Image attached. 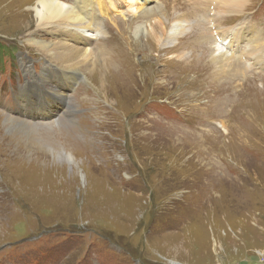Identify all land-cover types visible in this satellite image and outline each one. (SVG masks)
<instances>
[{
    "label": "rangeland",
    "instance_id": "obj_1",
    "mask_svg": "<svg viewBox=\"0 0 264 264\" xmlns=\"http://www.w3.org/2000/svg\"><path fill=\"white\" fill-rule=\"evenodd\" d=\"M34 1L0 0V264H264V0L231 12L225 0L206 11L125 3L103 17L102 61L71 81L67 105L47 104L32 80L56 67L25 41ZM168 11L171 25L191 27L162 48L145 36ZM253 27L259 37L240 41L247 59L213 61L217 34ZM49 85L61 91L53 76Z\"/></svg>",
    "mask_w": 264,
    "mask_h": 264
},
{
    "label": "bare ground",
    "instance_id": "obj_2",
    "mask_svg": "<svg viewBox=\"0 0 264 264\" xmlns=\"http://www.w3.org/2000/svg\"><path fill=\"white\" fill-rule=\"evenodd\" d=\"M151 1L152 0H144V3H148V2L150 3ZM190 1H192V5L199 8L200 11L207 10V8L201 7V6H207V2L205 0H190ZM254 2L255 0H227L225 1L227 10L224 9L222 10L226 12H231L234 10H238L239 6L244 4L246 7L250 8L254 5ZM125 3L127 5L126 9L135 10L134 5L137 4L135 0H35L34 2L31 3V6L27 9L30 22L28 23L26 22L27 24L25 25V29L29 28L28 30L29 32L27 31L28 33L25 41L29 44L31 48L39 49L43 53L47 54L50 57V59L53 61L54 65L56 66L55 68L51 66L42 67L41 73L39 75L32 76L33 78L32 80L35 83L34 86H37L38 92L40 94L45 95L49 99L47 104L51 105L58 102L61 105H67L66 93L67 90L70 87H72L71 81H73L75 78L77 79L78 77H80L83 74L82 71L85 70V68L92 69L93 70L92 73H94V68L96 63H100L102 61L96 59L97 56L95 55V53L97 52L105 53L100 43V39L103 38L106 34H108L105 28H103L101 21L103 20V17L115 16L114 11H116V9L117 10L121 9L122 6L125 5ZM210 8L217 10L220 9V7L219 8L210 7ZM169 13L170 11H168V13H165L166 18L164 19L160 18L159 16L155 18L154 21L156 22L155 23L153 22L152 24L153 28L151 27L152 29H150V31H148V33L145 36V40L147 42L150 41L155 42L157 43L158 46H163L162 48H165V46H167L165 40L169 43H175V41L178 40L179 37L183 36L185 31L189 30L191 26L186 24L184 20L182 24L171 25L175 20V16L169 22V17L171 16ZM157 14H159L157 13V10L153 9L150 12L146 11V13L143 15H141V13L135 15L134 19H129V21H133V20L137 22L145 21L146 18H149L150 16H154V15L156 16ZM168 22L169 25H171L172 29L169 32H165V25H168ZM252 30L255 32V27H253ZM238 31L239 28L229 31H222L220 32V34L216 35L217 40L214 43V54H213L214 62L225 63V60L223 58L227 57L228 60L226 59L227 60L226 66H230L231 64L230 60L233 59L236 55H240L241 59L243 58L247 59V57L245 56L248 54L247 52H249V50L243 49L244 44L240 41L241 39L246 40V38L253 39L256 37V34L259 37V33L257 31L254 34L252 31H250L247 33H243L242 35L239 34ZM58 32L60 33L58 34ZM227 33L230 34L229 39H228V35H226ZM41 34L42 36L51 35L54 38V40L45 39L41 37ZM246 41L250 42L248 39ZM183 54L184 55L176 56V59L182 61V59L187 57V53L185 51L183 52ZM263 58H264V51H263ZM111 60L112 57L109 54V56L106 59V62L110 64L112 63ZM121 64L126 68L127 63H125V60H121ZM251 64L253 63L249 62V65ZM112 66L113 64H110V66L107 67V69H110ZM224 68L225 67H223V69ZM220 69H222V67H220ZM199 70L201 71L202 68H199ZM52 76H53V82L56 85H58L61 90V91H56L53 97L50 96V91L47 89V86H51L49 85V80ZM28 83L30 84V82ZM184 85H187V87H189L191 85V82L187 81V83H185ZM104 87L105 86L103 85V88ZM80 94H81L80 92L76 93V97L78 98V100ZM241 95L243 96V92H241ZM79 103L84 104L83 102H79ZM209 109L217 116V118H219L221 126L226 127L229 125V124L227 125L228 122L226 118L224 117L220 118L218 113L214 112V110L211 108ZM42 111L45 112L44 109ZM233 112L234 111L231 112L229 118L231 119L230 121L232 126L231 129L234 130L236 128V124H235V120L231 118ZM193 117L196 118L194 115ZM216 121L217 120H215V122ZM5 122L8 124V126L9 124L12 125V129L8 128V131L10 130L11 133L14 132V129L16 130L18 129L17 130L19 131L18 135H20L21 132L25 133L24 130L25 128L21 126L22 125L21 123L17 125L12 122H8V119L6 118H5ZM215 122H209L208 125L215 124ZM208 125H204V126H208ZM188 126L189 127L186 128V133L190 137L194 138L196 136H199L198 135L200 132L198 129L199 126H194V127L191 125ZM41 141H43L46 145L48 144L47 141L45 142L42 139ZM24 152L25 151L21 152V157H23L25 163L27 164L29 163V160L28 161L26 160V157L28 155H26L27 153L24 154ZM30 157H33V155L29 154V157L27 158ZM64 158L66 159L64 160L65 162L72 165L74 164L75 168H78L77 167L78 159L75 160V158L71 154H64ZM47 165L57 166L55 161L52 162L48 161ZM49 166H45L43 163L38 167L40 169L42 168L45 169V167H49ZM82 176H84L83 173ZM215 247L221 248L222 250L221 244L219 246L218 244H215ZM171 263L177 264V262H175L174 260H172Z\"/></svg>",
    "mask_w": 264,
    "mask_h": 264
}]
</instances>
